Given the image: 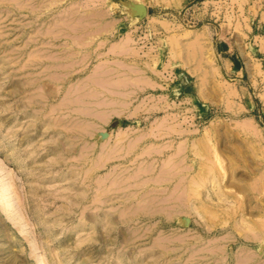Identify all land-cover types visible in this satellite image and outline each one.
Instances as JSON below:
<instances>
[{"label": "rangeland", "instance_id": "obj_1", "mask_svg": "<svg viewBox=\"0 0 264 264\" xmlns=\"http://www.w3.org/2000/svg\"><path fill=\"white\" fill-rule=\"evenodd\" d=\"M263 13L0 0V264H264Z\"/></svg>", "mask_w": 264, "mask_h": 264}, {"label": "water", "instance_id": "obj_2", "mask_svg": "<svg viewBox=\"0 0 264 264\" xmlns=\"http://www.w3.org/2000/svg\"><path fill=\"white\" fill-rule=\"evenodd\" d=\"M141 9V10H140ZM135 10L139 13L140 16L144 15L146 13V8L144 7V5H142V7H135Z\"/></svg>", "mask_w": 264, "mask_h": 264}, {"label": "bare ground", "instance_id": "obj_3", "mask_svg": "<svg viewBox=\"0 0 264 264\" xmlns=\"http://www.w3.org/2000/svg\"><path fill=\"white\" fill-rule=\"evenodd\" d=\"M263 19H264V17H263ZM195 182H196L197 185L200 184V181L199 180H195Z\"/></svg>", "mask_w": 264, "mask_h": 264}, {"label": "crops", "instance_id": "obj_4", "mask_svg": "<svg viewBox=\"0 0 264 264\" xmlns=\"http://www.w3.org/2000/svg\"><path fill=\"white\" fill-rule=\"evenodd\" d=\"M185 1H192V0H185Z\"/></svg>", "mask_w": 264, "mask_h": 264}]
</instances>
